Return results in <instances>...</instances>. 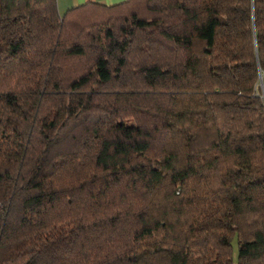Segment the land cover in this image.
<instances>
[{
  "label": "trees",
  "instance_id": "trees-1",
  "mask_svg": "<svg viewBox=\"0 0 264 264\" xmlns=\"http://www.w3.org/2000/svg\"><path fill=\"white\" fill-rule=\"evenodd\" d=\"M264 0H0V264H264Z\"/></svg>",
  "mask_w": 264,
  "mask_h": 264
},
{
  "label": "crops",
  "instance_id": "crops-1",
  "mask_svg": "<svg viewBox=\"0 0 264 264\" xmlns=\"http://www.w3.org/2000/svg\"><path fill=\"white\" fill-rule=\"evenodd\" d=\"M56 1L60 15H64L68 10L80 6L82 4H85L87 2H96L111 6L122 3L127 0H56Z\"/></svg>",
  "mask_w": 264,
  "mask_h": 264
},
{
  "label": "built area",
  "instance_id": "built-area-1",
  "mask_svg": "<svg viewBox=\"0 0 264 264\" xmlns=\"http://www.w3.org/2000/svg\"><path fill=\"white\" fill-rule=\"evenodd\" d=\"M259 79H258V87L260 89V95L264 100V69L259 67Z\"/></svg>",
  "mask_w": 264,
  "mask_h": 264
}]
</instances>
